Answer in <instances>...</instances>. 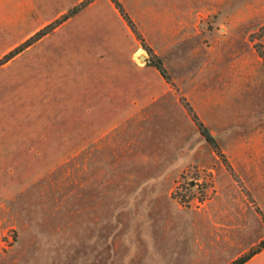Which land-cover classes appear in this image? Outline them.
<instances>
[{
	"label": "rangeland",
	"instance_id": "rangeland-1",
	"mask_svg": "<svg viewBox=\"0 0 264 264\" xmlns=\"http://www.w3.org/2000/svg\"><path fill=\"white\" fill-rule=\"evenodd\" d=\"M115 1L171 93L86 146L46 119L0 128V163L28 162L20 188L0 176V264H231L264 235V0ZM14 32L0 59L34 34Z\"/></svg>",
	"mask_w": 264,
	"mask_h": 264
},
{
	"label": "crops",
	"instance_id": "crops-1",
	"mask_svg": "<svg viewBox=\"0 0 264 264\" xmlns=\"http://www.w3.org/2000/svg\"><path fill=\"white\" fill-rule=\"evenodd\" d=\"M81 1L0 0V36L16 31L27 37ZM141 50L115 0H93L3 64H19L20 72L18 94L0 107V128L21 135V128H44L46 119L51 128H83L84 146L101 138L171 93V84ZM14 139L10 149L18 148ZM20 153L0 163L8 188L26 180L27 156ZM243 264H264V248Z\"/></svg>",
	"mask_w": 264,
	"mask_h": 264
},
{
	"label": "trees",
	"instance_id": "trees-1",
	"mask_svg": "<svg viewBox=\"0 0 264 264\" xmlns=\"http://www.w3.org/2000/svg\"><path fill=\"white\" fill-rule=\"evenodd\" d=\"M92 1L93 0H82L80 3L76 4L75 6L71 7L70 9H68L60 17H58L54 21L50 22L49 24L45 25L44 27H42L41 29H39L38 31H36L31 37H29L27 40H25L19 46H17L16 48H14L12 51L8 52L7 54H5L0 59V64L5 63L10 58H12L13 56H15L19 52H21L23 49H25L26 47H28L29 45H31L32 43H34L35 41H37L38 39H40L41 37H43L44 35H46L47 33L51 32L54 28H56L58 25H60L64 21H66L68 18H70L71 16H73L74 14H76L77 12H79L81 9H83L85 6H87ZM115 4L119 8L121 14L123 15V17L125 18V20L129 24V26L133 29V31L137 34V36L140 37V35L136 31V29L134 28V25H133L132 21L127 16V14L123 11V8L121 7V5L117 1H115ZM143 47L149 53H151L150 52V49L148 47L144 46V44H143ZM150 64L153 65V66H155L161 72V74L165 78H168L166 76V72H165V70L163 68L162 62H161V60L158 57L153 56L151 54ZM199 125L201 126V133L204 135L206 141L208 143H210L211 145H215L216 144L215 139L211 135V133L208 131V129L206 127H204L201 123ZM263 248H264V235H263L262 239L260 240V242L257 244L256 247L252 248L251 250H249L244 255L240 256L237 259H235L231 264H243L247 260H249L253 255H255L260 250H262Z\"/></svg>",
	"mask_w": 264,
	"mask_h": 264
},
{
	"label": "water",
	"instance_id": "water-1",
	"mask_svg": "<svg viewBox=\"0 0 264 264\" xmlns=\"http://www.w3.org/2000/svg\"><path fill=\"white\" fill-rule=\"evenodd\" d=\"M141 58H142V60H147V59H145V56H142Z\"/></svg>",
	"mask_w": 264,
	"mask_h": 264
}]
</instances>
